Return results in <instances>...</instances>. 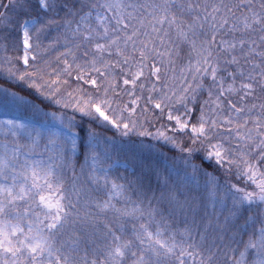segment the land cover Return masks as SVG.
I'll list each match as a JSON object with an SVG mask.
<instances>
[{
    "label": "snow or ice",
    "instance_id": "6c2138e0",
    "mask_svg": "<svg viewBox=\"0 0 264 264\" xmlns=\"http://www.w3.org/2000/svg\"><path fill=\"white\" fill-rule=\"evenodd\" d=\"M0 264H264V0H0Z\"/></svg>",
    "mask_w": 264,
    "mask_h": 264
}]
</instances>
